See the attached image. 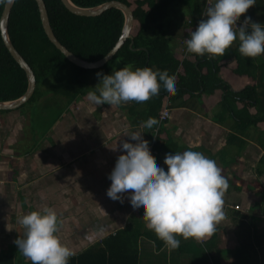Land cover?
Masks as SVG:
<instances>
[{"label":"crops","instance_id":"obj_1","mask_svg":"<svg viewBox=\"0 0 264 264\" xmlns=\"http://www.w3.org/2000/svg\"><path fill=\"white\" fill-rule=\"evenodd\" d=\"M176 39L174 51L180 53L182 44L178 36ZM224 63L222 78L229 71ZM90 82L95 86V81ZM57 95L62 105L66 104L64 109L49 107L50 99ZM69 100L68 95L55 93L52 87L38 99L46 108L32 111L23 105L0 110V256L9 254L17 262H31L14 243L24 234L17 218L45 206L56 210L61 221L59 235L74 250V256L124 230L142 234L141 248L151 245L143 237L152 231L142 219L143 210L133 213L128 198L112 201L106 192L111 184L109 174L122 154L120 146L130 142L126 134L134 131L131 134L136 135L147 121H156L159 97L144 106L133 102L95 105L87 95ZM219 100L218 94L197 92L195 97L186 94L178 98V105L170 101V118L154 143L153 160L165 171L166 153L194 150L214 159L229 181L224 197L225 218L216 231L201 239L178 237L181 243L177 249L170 251L165 246L163 251L168 255V264L194 262L199 248L213 238L210 258L203 264L229 263L231 249L238 245L236 212L248 213L262 200L264 182L260 179L264 176L257 171L262 149L254 138L246 146L237 142L238 137H244L236 130L235 121L229 122L232 117L221 113ZM154 131L139 133L142 142L150 146ZM232 135L237 138L230 143ZM230 147L234 149L231 153L226 151ZM242 205L249 211L243 212ZM258 210L254 212L260 213Z\"/></svg>","mask_w":264,"mask_h":264},{"label":"trees","instance_id":"obj_2","mask_svg":"<svg viewBox=\"0 0 264 264\" xmlns=\"http://www.w3.org/2000/svg\"><path fill=\"white\" fill-rule=\"evenodd\" d=\"M70 1L81 8H94L112 1L126 4L135 18L131 32L133 39H128L113 59L102 68L84 69L71 63L49 40L36 0H15L9 19V37L16 50L32 68L37 81L35 93L28 103L37 102L44 95L39 86L49 78L54 80L55 93L62 92L70 96L74 92L76 96L72 100L85 96L90 91L91 83L87 75L91 72L109 75L115 69L114 62L120 60L126 66L148 68L153 73H167L168 78L175 77L177 91L174 96H170L173 106L178 105V98H184L186 94L191 97H195L197 92L218 94L221 113L232 117L236 130L244 137L237 138L232 135L230 143L237 138L238 143L246 146L248 140L254 138L250 130L264 124V59L261 56H242L238 50L239 41L234 42L235 47L232 44L222 57L209 58L207 54L197 56L186 52L185 40L190 38L191 31H195V26L205 10L203 0ZM6 2L7 0L0 3V21ZM44 2L52 30L59 42L85 61L97 62L103 59L116 46L122 35L125 16L118 9L108 10L96 17H83L69 11L62 0ZM175 4L189 5L193 13L181 33L180 53L174 51L173 39L166 35L165 20L169 16L170 8ZM245 16L251 17L252 21L258 18V23L264 24V0H256V4L242 15V21ZM231 57L234 60H230ZM223 63L225 67H229L225 78L220 76ZM27 89L26 72L9 52L0 29V102L17 100ZM158 97L161 105L155 111L156 122L168 95L161 93ZM252 110H255V113H252ZM257 135L256 141L264 151V130L257 131ZM257 171L260 176H264V154ZM255 209H259L260 213L254 212ZM236 213L238 246L234 250L232 260L222 264H264V188L262 200L255 203L252 211L245 214ZM141 235L135 231H120L103 243L71 257L69 264H168V255L163 253L164 242L154 232H146L143 237L148 243L150 241L151 245H144V249L140 246ZM213 241L215 238L199 248L195 254L196 260L187 264H203L209 260L208 254L211 253ZM154 251L158 255L154 254ZM0 264L31 262H17L12 255L6 254L0 256Z\"/></svg>","mask_w":264,"mask_h":264},{"label":"clouds","instance_id":"obj_3","mask_svg":"<svg viewBox=\"0 0 264 264\" xmlns=\"http://www.w3.org/2000/svg\"><path fill=\"white\" fill-rule=\"evenodd\" d=\"M255 4L256 0H207L203 12L207 18L185 40L186 52L222 57L239 41L242 56L264 55V24L245 16L237 26L241 15ZM97 77L100 82L87 93V99L95 105L133 102L144 106L161 93L174 96L177 91L175 77L168 78L167 73H153L148 68L133 69L131 65L110 75L98 72ZM157 127L155 120H149L139 133L149 134ZM131 133L126 134L130 142L120 146L122 154L109 174L108 198L112 201L128 198L133 213L143 210L147 228L170 251L180 246L178 237L201 239L214 233L225 218L224 197L229 188L217 162L194 150L166 153L165 171L150 158L149 145L142 142L139 133ZM17 223L23 226L24 234L14 243L31 264H69L75 255L61 240V221L54 208L45 206L30 211L19 216Z\"/></svg>","mask_w":264,"mask_h":264},{"label":"water","instance_id":"obj_4","mask_svg":"<svg viewBox=\"0 0 264 264\" xmlns=\"http://www.w3.org/2000/svg\"><path fill=\"white\" fill-rule=\"evenodd\" d=\"M15 0H7L1 21H0V29L2 33L3 41L8 48L9 52L13 56V58L16 60V62L23 68V70L26 72L27 78H28V89L26 93L19 99L9 102H0V110H13L18 109L22 107L24 104L28 103L29 100L32 98V96L35 93L37 81L36 76L30 67V65L25 61V59L22 57V55L16 50L14 45L12 44L10 37H9V19L12 11V7ZM41 20L43 24V28L49 38V40L55 45V47L60 50L65 57L73 64L84 68L88 70H94L99 69L105 66L109 61L113 59V57L117 54V52L124 46L126 41L128 39H133V36L131 34L134 24H135V18L132 10L124 3L120 1H112L105 4H102L100 6L94 7V8H81L76 5H74L70 0H62L63 4L66 6V8L71 11L72 13L83 16V17H96L104 14L108 10L111 9H118L122 11V13L125 16V24L123 27L122 35L117 42L116 46L101 60L97 62H88L85 61L78 56H76L74 53H72L70 50H68L63 44L59 42L57 37L55 36L47 13V8L44 0H36ZM210 264V263H208Z\"/></svg>","mask_w":264,"mask_h":264},{"label":"rangeland","instance_id":"obj_5","mask_svg":"<svg viewBox=\"0 0 264 264\" xmlns=\"http://www.w3.org/2000/svg\"><path fill=\"white\" fill-rule=\"evenodd\" d=\"M183 4H178V5L175 4L174 6H172L170 8V11H169V16L165 20L166 27H167L166 28V35H167V37L174 39V41H178V39H176L177 38V35H180L179 38L181 37V33L183 31V28L185 27L186 23L189 21V19L191 18L192 14H193L192 13V10L190 9L191 7L189 5H183ZM172 44H174L173 41H172ZM114 65H115V70H119V69H121V68L124 67V64L120 60H116L114 62ZM87 76H89L90 77L89 79H92L93 82L95 81L94 82L95 86L100 82V78L97 77V73L96 72H91ZM53 84H54V80L52 78H49L48 80H45L43 82V84H41L39 86V89H40V91L44 92V90L51 89L53 87ZM95 86H93L91 83H89V89L91 87H95ZM73 93H71L70 96H68V100L71 99V98H73L74 96H76V94L74 93L75 94L74 95ZM61 102L62 101L60 99V96H58V95L57 96H54V97H52L50 99V105H49V107L50 108H53V109H56V108L64 109V106L66 104L62 105ZM24 105H25L24 108L30 109L32 111H34V110L37 111L38 109H40V107L41 108H46L44 106H40L41 103H39V102L38 103H35V102L34 103H26ZM253 111L254 110H252V112ZM229 120H230L229 122H232V121L234 122V120H232V118H230ZM260 130H264V124L259 125L257 129L256 128H253V129L250 130L251 135L254 136V140L253 141L256 142V138L258 136L257 135V131H260ZM233 150L234 149H231V147L229 148V150L226 149V151H229V153L233 152ZM260 152H261V155L264 154V151L261 150ZM260 180H262L264 182V177H261ZM254 200L255 201L256 200L258 201L259 199L258 198H254ZM255 201H254V203H255ZM241 210L243 212L249 211V210H245L244 209V205L241 206ZM259 224L261 225L263 223H259ZM234 246H236V244ZM232 252L234 253V248L231 249V254H232Z\"/></svg>","mask_w":264,"mask_h":264},{"label":"built area","instance_id":"obj_6","mask_svg":"<svg viewBox=\"0 0 264 264\" xmlns=\"http://www.w3.org/2000/svg\"><path fill=\"white\" fill-rule=\"evenodd\" d=\"M204 3H205V8L207 7V0H203ZM243 15V14H242ZM242 15H241V18H242ZM207 17L205 15H202V18L201 20L203 19H206ZM240 18V20L237 22V26H240L243 21L242 19ZM200 20V21H201ZM199 21V22H200ZM199 22L196 24L195 26V29L197 28ZM170 115H171V107H170V96L168 95V98H167V101H166V104L163 108V110L161 111L160 115H159V118L157 120V125L158 127L156 128L155 130V138L159 132V129L168 121V119L170 118ZM155 138H154V141L153 143L149 146V155H150V158L153 160V157H154V153H155V150H154V143H155Z\"/></svg>","mask_w":264,"mask_h":264}]
</instances>
